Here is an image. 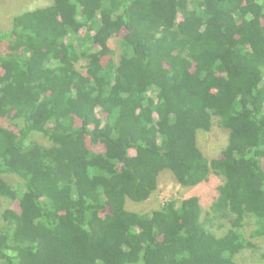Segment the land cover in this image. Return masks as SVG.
I'll list each match as a JSON object with an SVG mask.
<instances>
[{
  "label": "trees",
  "instance_id": "16d2710c",
  "mask_svg": "<svg viewBox=\"0 0 264 264\" xmlns=\"http://www.w3.org/2000/svg\"><path fill=\"white\" fill-rule=\"evenodd\" d=\"M48 1L0 28V197L17 203L0 264H240L245 218L264 240V0ZM213 117L228 140L209 160ZM167 171L214 173L218 196L128 208Z\"/></svg>",
  "mask_w": 264,
  "mask_h": 264
},
{
  "label": "rangeland",
  "instance_id": "374dc122",
  "mask_svg": "<svg viewBox=\"0 0 264 264\" xmlns=\"http://www.w3.org/2000/svg\"><path fill=\"white\" fill-rule=\"evenodd\" d=\"M50 4L48 0H0V28L7 30L10 26V21L13 15L19 14L24 10H32L37 7H42L46 4ZM120 39L121 37H111L109 39V45L114 51L113 58L116 60L120 54ZM84 61H80L77 66L84 71ZM0 126H13L7 118H0ZM197 142L201 150L207 156L209 160L218 158L222 149L226 146L228 140V131L219 126L216 117L212 118V126L210 131L197 132ZM33 139L39 142L43 140L39 135H34ZM6 179L15 185L16 178L13 176H7ZM222 182V178L214 173L210 174L208 181L200 183L194 187H183L179 185L176 180L169 174V172H163L158 178V186L155 192L151 194L147 201L139 204H128V208L139 211L149 212L152 209L158 208L163 202L169 199H175L181 201L188 196L198 195L201 199V204L204 210H208L210 204L214 201L217 195L216 186ZM130 201V200H128ZM12 208L17 210V203L11 202L7 198L0 197V213L6 208ZM209 229L213 230L218 236L222 235L229 227L225 222L224 226H220L219 221H214L208 224ZM256 228V222L253 217L245 218L243 223V229L246 234V239L251 241L256 248L244 249L237 255L236 260L240 264H264V240L259 238H249L250 233Z\"/></svg>",
  "mask_w": 264,
  "mask_h": 264
},
{
  "label": "bare ground",
  "instance_id": "6f19581e",
  "mask_svg": "<svg viewBox=\"0 0 264 264\" xmlns=\"http://www.w3.org/2000/svg\"><path fill=\"white\" fill-rule=\"evenodd\" d=\"M129 144V143H128ZM250 178V177H249ZM257 180V179H256ZM218 196V195H217ZM155 223V222H154Z\"/></svg>",
  "mask_w": 264,
  "mask_h": 264
}]
</instances>
